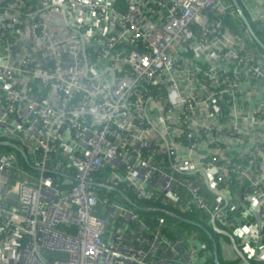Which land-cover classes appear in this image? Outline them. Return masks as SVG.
<instances>
[{
    "label": "built area",
    "instance_id": "1",
    "mask_svg": "<svg viewBox=\"0 0 264 264\" xmlns=\"http://www.w3.org/2000/svg\"><path fill=\"white\" fill-rule=\"evenodd\" d=\"M252 13L264 33V3ZM239 16L229 0H0V264H206L163 217L152 238L108 235L95 210L129 223L119 198L182 189L191 213L216 205L239 262H264V41L231 30Z\"/></svg>",
    "mask_w": 264,
    "mask_h": 264
},
{
    "label": "trees",
    "instance_id": "2",
    "mask_svg": "<svg viewBox=\"0 0 264 264\" xmlns=\"http://www.w3.org/2000/svg\"><path fill=\"white\" fill-rule=\"evenodd\" d=\"M233 21H235V24H233L235 27L238 26L239 28H246L240 16L238 17V19ZM237 21H241L242 25ZM260 32H262V30H260ZM255 45L258 44L255 43ZM110 175L111 169L104 168L100 172V174L96 176V178L107 179ZM106 191L107 190H102L100 192V195L104 197ZM202 192L209 201L214 200V194L205 187L204 183ZM129 196L135 204L129 200H125V202L122 203L123 207H126L127 205L134 208V213L138 216L136 220H132L129 223L126 222L121 216H119L117 220H115V218L110 215V211L108 210L106 205L101 202L103 198L100 199L98 205L96 206L95 210H97V215L107 224L108 235L118 231L119 229H126L127 231L129 230L131 232L135 231L136 233L146 238H152L155 232L154 228L158 224L159 219L163 217L166 221V224L163 227L164 234H166L171 240H180L183 238H180L176 229L181 230L185 233L184 237L186 239H189V237H193L192 240L200 242L206 246L205 250L211 253L210 258L206 261V264H216L214 250L217 247L216 244H218V237H222L223 235L216 233L213 230V227H210V211H214L216 209L215 204L210 205L209 210H201L197 212V210L194 209V212L191 213L185 208L188 201V196L185 189L181 190V195L179 197L178 203H173L172 201L166 199L164 196H161L158 199L142 200L134 196L132 191ZM134 199L137 201H142V205H139L134 201ZM238 244H240V242H238ZM221 254L223 255V253ZM247 258L250 259V262L253 264H264V262L254 261L249 256ZM239 261L240 258H238L231 264H238ZM220 262L221 264H227L222 262L221 255Z\"/></svg>",
    "mask_w": 264,
    "mask_h": 264
},
{
    "label": "rangeland",
    "instance_id": "3",
    "mask_svg": "<svg viewBox=\"0 0 264 264\" xmlns=\"http://www.w3.org/2000/svg\"><path fill=\"white\" fill-rule=\"evenodd\" d=\"M249 5H250V9H251L252 12H254V10H256L257 7L259 6V4L255 0H250L249 1ZM227 22H228L230 27H233V24H235V21L230 20V19H228ZM237 22L242 25L241 21H237ZM252 25H253L254 30L256 31L257 36L262 41H264V34L262 32H260L259 30H257V26L255 24H252ZM115 195H116V193H111L110 199L112 201L114 200ZM134 201L137 202L139 205H142V201H137L135 199H134ZM126 207H127V209L135 212L134 208H132L130 206H127V205H126ZM119 215H120V213H119V211H117L115 220H117ZM186 241L188 242V239ZM231 243L232 242H231V240L228 237H225V236L218 237V244H216L217 247L214 250V252H217L218 258H220V255H221V259H222L223 263L231 264V263L235 262L238 259V257H239L238 255H236V253L234 251H233V255L231 257L226 256L227 252L224 255V251L225 250H228V253L232 254V244ZM189 247L190 246H188V244H187L186 249H189ZM219 253H220V255H219ZM221 253H223V255ZM44 255L47 256V257H51L52 259L61 258L60 255H56V254L45 253ZM255 264H260V263H255Z\"/></svg>",
    "mask_w": 264,
    "mask_h": 264
},
{
    "label": "water",
    "instance_id": "4",
    "mask_svg": "<svg viewBox=\"0 0 264 264\" xmlns=\"http://www.w3.org/2000/svg\"><path fill=\"white\" fill-rule=\"evenodd\" d=\"M232 1H233L234 5H235L236 9L238 10L240 17L242 18V20H243L244 23L246 24V26H247L249 32H250L251 35L253 36V38H254L258 43H260L261 45H263L262 42L260 41V39L258 38L257 34L255 33V31L253 30V27H252V25L250 24L248 18L246 17V15H245V13H244V10H243V8L241 7V5L239 4V2H238L237 0H232ZM260 29H262V28H260ZM121 200H122V199L119 198V201H121ZM177 233L179 234L180 237H183V234L180 232L179 229H177ZM215 263H216V264H220V260H219V258H218V254H217V252H215ZM240 264H253V263L249 262V261L246 260L245 258H242V262H241Z\"/></svg>",
    "mask_w": 264,
    "mask_h": 264
},
{
    "label": "crops",
    "instance_id": "5",
    "mask_svg": "<svg viewBox=\"0 0 264 264\" xmlns=\"http://www.w3.org/2000/svg\"><path fill=\"white\" fill-rule=\"evenodd\" d=\"M229 1H231L232 2V0H229ZM239 1V3H240V5H241V7L243 8V10H244V13H245V15H246V17L248 18V20H249V22H250V24L252 25V24H255L257 27H259L256 23H254V22H252L251 21V16H252V11H251V9H250V5H249V1L250 0H238ZM258 4H259V6L258 7H261L262 5H263V3H264V1L263 0H255ZM244 22V21H243ZM244 25L246 26V24L244 23ZM253 27V26H252ZM231 28V30H233V29H235V26L233 25V27H230ZM246 28H247V26H246ZM194 59H196V60H198L199 62H200V60L201 61H203L204 60V58H195L194 57ZM226 252H227V254H226ZM226 254V256H228V257H231L232 255H233V251H232V254H230V253H228V250H226V251H224V255ZM235 260V259H234Z\"/></svg>",
    "mask_w": 264,
    "mask_h": 264
},
{
    "label": "bare ground",
    "instance_id": "6",
    "mask_svg": "<svg viewBox=\"0 0 264 264\" xmlns=\"http://www.w3.org/2000/svg\"><path fill=\"white\" fill-rule=\"evenodd\" d=\"M239 2V1H238ZM240 4V3H239ZM253 30H254V28H253ZM257 30H259L258 28H257ZM255 31V30H254ZM255 33H256V31H255ZM263 44V43H262ZM123 201V200H122ZM122 201H119V203L123 206V204H122ZM180 232L183 234V237H180V238H184V233L180 230Z\"/></svg>",
    "mask_w": 264,
    "mask_h": 264
},
{
    "label": "clouds",
    "instance_id": "7",
    "mask_svg": "<svg viewBox=\"0 0 264 264\" xmlns=\"http://www.w3.org/2000/svg\"><path fill=\"white\" fill-rule=\"evenodd\" d=\"M219 260H220V258H219ZM250 262V261H249ZM241 262H239L238 264H240ZM220 264H221V262H220Z\"/></svg>",
    "mask_w": 264,
    "mask_h": 264
}]
</instances>
